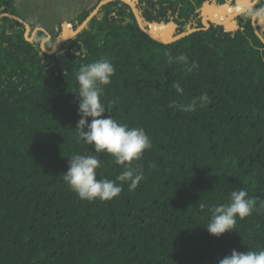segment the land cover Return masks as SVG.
Masks as SVG:
<instances>
[{
	"label": "trees",
	"instance_id": "1",
	"mask_svg": "<svg viewBox=\"0 0 264 264\" xmlns=\"http://www.w3.org/2000/svg\"><path fill=\"white\" fill-rule=\"evenodd\" d=\"M99 1L50 33L46 49ZM133 1L143 24L162 38L245 5ZM1 12L20 17L15 0H0ZM256 25L264 39V24ZM37 26L30 23L29 35ZM24 33L23 22L0 17V264H218L233 249L264 250L261 200L219 238L204 228L210 209L232 191L264 198V42L247 11L171 43L140 29L123 0L103 4L53 53L40 47L45 31L32 40ZM181 54L198 67L189 72L177 63ZM101 58L115 67L102 101L118 123L143 128L152 147L132 162L144 173L135 190L123 183L111 200L89 202L62 173L71 156L95 154L75 130V76L81 64ZM204 93L209 103L194 112L170 106ZM97 155V179L115 180L124 170L110 155Z\"/></svg>",
	"mask_w": 264,
	"mask_h": 264
},
{
	"label": "clouds",
	"instance_id": "2",
	"mask_svg": "<svg viewBox=\"0 0 264 264\" xmlns=\"http://www.w3.org/2000/svg\"><path fill=\"white\" fill-rule=\"evenodd\" d=\"M247 15L253 22L264 24V0H254ZM78 54L79 52L76 53ZM174 59L185 65L189 72L198 67L195 61L189 63L186 55L181 54ZM114 74L113 64L108 59L101 58L81 64L75 76L77 115L80 117L75 130L84 143L93 146L95 154H76L68 158L67 171L62 173V177L79 199L89 202L97 199L111 200L122 192L123 183H127L130 191L135 190L144 173L133 167L132 162L139 160L144 151L152 147L143 128H130L126 124L118 123L111 114V104L105 105L102 101L104 88L111 83ZM176 91L183 92L179 84L176 85ZM209 101V96L204 93L186 104L174 101L170 106L180 111L194 112L197 107H205ZM97 154H108L115 164L123 167L124 170L115 180L97 179L96 170L101 166ZM258 200L264 204V198L250 197L243 188L232 191L227 203L210 209V219L204 228L217 238L233 231L237 218L243 219L251 215L256 210ZM200 207L203 209L205 205L201 204ZM218 264H264V250L240 252L233 249Z\"/></svg>",
	"mask_w": 264,
	"mask_h": 264
},
{
	"label": "water",
	"instance_id": "3",
	"mask_svg": "<svg viewBox=\"0 0 264 264\" xmlns=\"http://www.w3.org/2000/svg\"><path fill=\"white\" fill-rule=\"evenodd\" d=\"M111 0H100L96 7L85 17V19L80 23L78 24L72 31L70 32H62L54 41L52 47L50 50L46 49L45 47V41H47L49 38H50V33H48L43 27H35L34 30L32 31L31 35H29V31H30V24L26 21H24V19H22L21 17L15 15V14H12V13H8V12H1L0 13V17L1 16H7V17H10V18H14V19H17L21 22H23L24 26H25V33H24V36L27 40H32L33 38V34L35 31L37 30H43L47 33V36L41 41L40 43V47L41 49L46 52V53H53L56 51L59 43H61L62 41L64 40H68L70 38H72L73 36H75L78 32H80L82 30V28L87 24V22L98 12L99 8L109 2ZM124 2L128 3L129 6L131 7V10L134 14V17L137 21V24L138 26L140 27V29H142L146 34H148L151 38H153L154 40H157L159 42H162V43H171L173 41H176L190 33H193V32H196V31H199V30H204V29H207L210 27L211 23H214V24H220V25H223V24H226L228 23L230 20H232L235 16L247 11L250 7H252L253 3H254V0H244L245 2V5L244 7H242V9L238 10L237 12L235 13H232L230 15H228L224 20L222 21H219V20H214V19H211L209 15H203L202 18H201V23L202 25L201 26H198L197 24H193L192 26H189L187 27L185 30H182L181 32H178L176 34H174L173 36L171 37H168V38H162V37H159L157 36L155 33H152L149 28H147L144 24H143V21H142V17L139 13V10L137 8V6L135 5L134 1L133 0H123ZM216 7H220V6H216ZM214 7V8H216ZM252 27H253V30L255 32V34L259 37V39L261 41L264 42V39L261 35V33L259 32L258 28H257V25L255 22L252 21Z\"/></svg>",
	"mask_w": 264,
	"mask_h": 264
},
{
	"label": "rangeland",
	"instance_id": "4",
	"mask_svg": "<svg viewBox=\"0 0 264 264\" xmlns=\"http://www.w3.org/2000/svg\"><path fill=\"white\" fill-rule=\"evenodd\" d=\"M94 0H15L17 11L24 21L56 32L59 25L75 21ZM63 32V31H62Z\"/></svg>",
	"mask_w": 264,
	"mask_h": 264
},
{
	"label": "bare ground",
	"instance_id": "5",
	"mask_svg": "<svg viewBox=\"0 0 264 264\" xmlns=\"http://www.w3.org/2000/svg\"><path fill=\"white\" fill-rule=\"evenodd\" d=\"M240 9H242V8H240ZM240 9H238V10H240ZM238 10H236V11H234V12H232V13H235V12H237ZM232 13H231V14H232ZM229 15H230V14H229ZM226 17H227V16H226ZM226 17H225V18H226ZM225 18H224V19H225ZM211 19H213V18H211ZM224 19H223V20H224ZM214 20H216V19H214ZM219 21H222V20H219Z\"/></svg>",
	"mask_w": 264,
	"mask_h": 264
}]
</instances>
